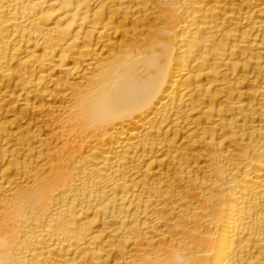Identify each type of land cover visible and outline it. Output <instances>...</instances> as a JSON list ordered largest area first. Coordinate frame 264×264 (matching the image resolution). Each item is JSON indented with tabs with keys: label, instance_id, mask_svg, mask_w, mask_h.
I'll return each mask as SVG.
<instances>
[{
	"label": "bare ground",
	"instance_id": "1",
	"mask_svg": "<svg viewBox=\"0 0 264 264\" xmlns=\"http://www.w3.org/2000/svg\"><path fill=\"white\" fill-rule=\"evenodd\" d=\"M0 264H264V0H0Z\"/></svg>",
	"mask_w": 264,
	"mask_h": 264
}]
</instances>
